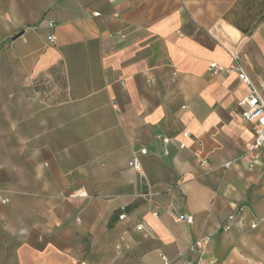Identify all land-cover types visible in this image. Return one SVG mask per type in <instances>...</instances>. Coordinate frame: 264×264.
Listing matches in <instances>:
<instances>
[{
  "label": "crops",
  "instance_id": "obj_1",
  "mask_svg": "<svg viewBox=\"0 0 264 264\" xmlns=\"http://www.w3.org/2000/svg\"><path fill=\"white\" fill-rule=\"evenodd\" d=\"M263 44L264 0H0V264H183L200 236L206 264H264L246 87L208 70L239 52L264 82Z\"/></svg>",
  "mask_w": 264,
  "mask_h": 264
},
{
  "label": "built area",
  "instance_id": "obj_2",
  "mask_svg": "<svg viewBox=\"0 0 264 264\" xmlns=\"http://www.w3.org/2000/svg\"><path fill=\"white\" fill-rule=\"evenodd\" d=\"M110 2H115L117 0H108ZM50 41L54 40V37L50 35L48 37ZM208 70L213 74H234L237 80L246 87L245 94L239 98L237 103V109L239 116L251 125L253 132V140L249 146V150H261L264 152V82L255 83L248 76L244 65L240 58L239 52H234L230 56V62L228 65H222L217 62H210L208 65ZM189 135V133H186ZM161 143L163 145V154L167 155V145L170 143L171 138L168 136L160 137ZM183 147L182 144H180ZM147 152L146 148L140 149V154H145ZM204 162V161H203ZM128 166L135 170L140 176H144V172L141 165L136 157H133L129 162ZM225 167L229 166V162L224 164ZM74 196H83L84 192H74ZM248 210L245 204L236 205L234 211L230 213L226 221L221 225L220 229L223 231H228L231 225L237 220L239 215ZM252 212V211H251ZM124 213L120 214L119 218H123ZM175 221H184L191 223L193 218L191 215L186 213H175ZM255 224L252 223L251 227ZM141 226H137L140 229ZM208 243L207 236H200L195 238L192 243L186 249V253L189 254L188 259L183 260V264H206V246ZM184 252H179L176 259H182ZM163 264H170V260L164 259Z\"/></svg>",
  "mask_w": 264,
  "mask_h": 264
},
{
  "label": "rangeland",
  "instance_id": "obj_3",
  "mask_svg": "<svg viewBox=\"0 0 264 264\" xmlns=\"http://www.w3.org/2000/svg\"><path fill=\"white\" fill-rule=\"evenodd\" d=\"M254 59L257 61V68H254L252 75L256 81L264 80V44L259 45L258 50L255 54ZM245 60V59H243ZM105 256H110L114 258L126 257V248H117L112 250L109 254H103Z\"/></svg>",
  "mask_w": 264,
  "mask_h": 264
},
{
  "label": "water",
  "instance_id": "obj_4",
  "mask_svg": "<svg viewBox=\"0 0 264 264\" xmlns=\"http://www.w3.org/2000/svg\"><path fill=\"white\" fill-rule=\"evenodd\" d=\"M21 33H22V32H19L18 34H16V35L13 37V39L16 38V37H18L19 35H21Z\"/></svg>",
  "mask_w": 264,
  "mask_h": 264
}]
</instances>
